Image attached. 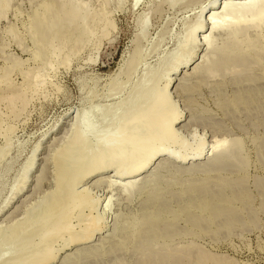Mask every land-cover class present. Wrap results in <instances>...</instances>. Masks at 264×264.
<instances>
[{"label":"rangeland","instance_id":"1","mask_svg":"<svg viewBox=\"0 0 264 264\" xmlns=\"http://www.w3.org/2000/svg\"><path fill=\"white\" fill-rule=\"evenodd\" d=\"M225 1L244 0H0L1 264H264V25L246 24L237 42L211 32ZM45 2L75 6L85 20H63L59 42L51 32L43 44ZM197 19L204 27L192 34ZM191 54V68L173 74L172 57ZM206 64L211 73L196 71ZM168 81L167 106L180 118L161 146L190 155L202 140L203 159L155 178L168 160L156 157L128 195L120 186L155 140L148 110ZM92 109L96 134L113 145L78 140ZM224 139L236 154L221 170L175 171L204 165Z\"/></svg>","mask_w":264,"mask_h":264},{"label":"bare ground","instance_id":"2","mask_svg":"<svg viewBox=\"0 0 264 264\" xmlns=\"http://www.w3.org/2000/svg\"><path fill=\"white\" fill-rule=\"evenodd\" d=\"M55 2V1H54ZM53 2V3H54ZM137 2H139V0H137ZM62 3V2H61ZM61 3H60V5H61ZM55 4V3H54ZM65 4V3H64ZM59 5V7H55V5L53 6V4L52 3H49L48 2V4H46V2H45V4H44V6L43 7H46L44 10V14H42L41 15V17H40V15H39V17H40V27L38 26V29L37 30H40V34L38 35V37H40V41L41 42H43V41H45L46 40V42L47 41H50V39H49V33H51L53 36H51V34H50V36L53 38V40L55 39V40H58V42H59V40H60V35H62V34H64V31H63V27H61L62 26V24L63 23H65V21H66V23H65V25L67 24V25H69V24H75L77 21H80V20H85V16L83 17L82 16V18L83 19H81L80 17H79V14H80V12L78 11V9L76 8L75 9V6H74V8L72 7H70L69 5H67V3H66V5H67V8H66V6H60ZM73 6V5H72ZM50 7H52V9L50 8ZM53 7H55V8H53ZM70 7V8H69ZM215 7V3L211 6V8L213 9ZM50 8V10H48ZM43 10V9H42ZM53 11V13H52V11ZM54 11L56 12V14H57V12H62L63 14V17H59V15H60V13H59V15H57L59 18H58V20L56 19L57 18V16H56V18H55V14H54ZM50 13H52L51 15H54V16H52L51 17V19H50V17H49V15H50ZM214 13V12H213ZM211 14L210 15V17H209V25H210V28H211V32H214V31H223V32H225L228 36H229V38L231 39V40H233V42H237L239 39L238 38H236L238 35H240L241 33L240 32H243L244 31V29H242L243 31H241V29L240 28H242V27H244L246 24H253L254 26L256 25H259V24H263L264 25V0H244V1H242V2H239V3H233V2H231V1H225V3L223 4V6H222V10L220 11V13L218 14L217 12V15L214 13V14ZM40 14H41V12H40ZM43 19H45V20H43ZM60 19V20H59ZM80 19V20H79ZM56 20H57V22H56ZM62 20V21H61ZM63 20H65V21H63ZM48 21V22H47ZM59 21V22H58ZM61 22H63L62 24H61ZM81 23H82V21H81ZM61 26H60V25ZM84 25H85V23H83ZM59 25V26H58ZM80 25V24H79ZM77 26H78V23H77ZM58 27H60V28H62V29H57ZM65 27V26H64ZM69 27L71 28V26L69 25ZM79 27V26H78ZM80 27H82V25L80 26ZM79 27V28H80ZM84 27V26H83ZM203 27H204V25H203V23L201 22V20L200 19H197V21H196V23H195V25H194V27H193V29H192V34H194L196 31H198V30H202L203 29ZM246 27V26H245ZM67 28V27H66ZM69 28V29H70ZM57 30V31H56ZM60 30L63 32V33H61L60 34ZM64 30H66V29H64ZM80 30V29H79ZM81 30H83V29H81ZM80 30V31H81ZM86 31V30H85ZM83 32V31H82ZM78 33H79V31H78ZM260 33V32H259ZM60 34V35H59ZM66 34V33H65ZM243 34V33H242ZM79 35H80V33H79ZM63 36V35H62ZM67 36V35H66ZM66 36H64V37H66ZM74 36V35H73ZM205 37H204V40H205V42L207 43V45H208V47H211L212 46V40H211V36L210 35H204ZM64 37H63V39H64ZM77 37H78V35H77ZM51 38V39H52ZM49 39V40H48ZM238 39V40H237ZM255 39V38H254ZM253 39V40H254ZM52 40V41H53ZM250 40V39H249ZM253 40L249 43V41H247L248 42V44H251V43H253ZM230 41V40H229ZM257 41V40H256ZM228 42V41H227ZM240 42V41H239ZM239 42L236 44V46H234L235 45V43H234V45H233V43L231 42L230 44H231V46H232V50H234V48L233 47H235L236 49L238 48L237 46L239 45ZM242 42V41H241ZM255 43V42H254ZM253 43V44H254ZM258 43V42H257ZM43 44H44V42H43ZM48 44H49V42H48ZM51 44V43H50ZM50 44H49V46H50ZM241 45L242 44H244V43H240ZM252 44V46H255V45H253ZM260 44V43H259ZM46 45H47V43H45V47H46ZM228 45V44H227ZM258 45V44H257ZM231 46H230V48H231ZM249 46V45H248ZM248 46H247V48H248ZM228 47H229V45H228ZM251 47V46H250ZM256 48H257V46H255ZM53 48V47H52ZM226 48V47H225ZM253 48V47H252ZM252 48L250 49L249 48V50L251 51L252 50ZM44 49V48H43ZM227 49V48H226ZM245 49V48H244ZM53 51H54V49H52ZM217 50H218V48H217ZM224 49L222 48V51H223ZM240 50V49H239ZM44 52H45V50H43ZM245 52V51H244ZM252 52H253V50H252ZM216 53V52H215ZM218 53V52H217ZM237 54V53H236ZM236 54H235V56H236ZM241 54V53H240ZM230 55V54H229ZM231 55H232V53H231ZM247 54H245V56H246ZM242 57H244L243 56V54L241 55ZM176 56H173L172 58V60H174L175 61V65L172 67V71H173V74H176L178 71H179V69H181V71L182 70H184V69H186V68H188L189 67V69L191 68V66L194 64V62L192 61L193 60V55L191 54L189 57H187V59H185L183 62H181V63H178L179 61L177 60V58H175ZM233 57V56H232ZM237 58H238V56H237ZM232 59V58H231ZM235 59V58H234ZM246 60V59H245ZM173 61V62H174ZM178 61V62H177ZM211 61H212V59H211ZM214 61V60H213ZM247 62V61H246ZM213 63V62H212ZM239 64V63H238ZM172 65H173V63H172ZM199 65V64H198ZM204 65V64H203ZM241 65V64H240ZM197 66H195V68H196ZM199 68L201 67V65L200 66H198ZM197 67V69H196V71H204V73H205V71H207L208 73L211 71V67H213L212 66V64H206L204 67L202 66V68H198ZM214 68V67H213ZM194 69V68H193ZM120 70H122V68H120ZM195 70V69H194ZM210 70V71H209ZM198 71V72H199ZM213 71V70H212ZM194 73L195 74H193V75H198V74H196V72L194 71ZM211 73V72H210ZM201 74V73H200ZM171 80V79H170ZM169 80V81H170ZM167 82V85H166V87L163 89V91H162V93L161 94H159L158 96H157V98H155V100L153 101V106L148 110V111H150L151 109H153V110H155L154 112H153V110H152V116L149 114V116H151V120H153V121H155V123H153V121H152V123L154 124V126H153V128L155 129V132H154V138L153 139H155L154 140V142H156V144L153 142V144H151V146H149L148 144V154L146 155V157L139 163V164H137L136 166H134L133 168H132V170L128 173V174H126L127 175V177H125L126 178V180H125V182L120 186L121 187V190L124 192V193H127L128 195L133 191V190H136L138 187H139V185L140 184H143V183H141L139 180H138V176H140L141 174H143L148 168H149V166L151 165V163L153 162V160L156 158V157H166V158H168V160H171L172 162H169L168 160L167 161H162L161 163H160V165H158V169L154 172V174H153V176L152 177H155V176H158V174H159V172L160 171H162V170H164V169H167V170H169V167H170V165L171 164H173L174 165V163H179V164H185L187 161H193L194 163L196 162V161H198V160H201V159H203V151H204V149H203V147L205 146V143L202 141V140H200L199 141V143H198V145H197V149L192 153V154H190V155H188V154H180V153H177V152H175V151H171V150H168V149H164V148H162V146L161 145H163V142H166V139L167 138H171V136L173 137V135H174V131H173V127H174V125L175 124H177L178 123V121H179V115L178 114H176L175 113V111L173 110V107H171V108H169L168 106H167V104H169L168 102H166V101H168L167 99V97H166V94H167V92H166V90H167V88H168V86H169V83L170 82ZM145 88H148V87H145ZM149 89V88H148ZM148 97V96H147ZM226 104V103H225ZM233 104V103H232ZM163 107H167V108H163ZM170 110H169V109ZM160 109V110H159ZM161 109H163V110H161ZM165 109H168L169 111H167L168 112V114L166 113V115H164L165 113L164 112H166L165 111ZM91 109H89V111H90ZM157 110V111H156ZM88 111V112H89ZM95 111V110H94ZM93 111V109H92V111L91 112H89V114H88V112H87V114H86V112H84V114H86V115H84V116H87V117H85L84 119H82V123H81V126L79 127V131H80V134H79V136H78V140H82V141H85L84 139H88L89 137H93L94 139H95V141L96 142H98V143H100L101 144V146H103V147H109L110 145H111V143H112V140H113V136H111L108 132H106V134L105 135H103V136H98L97 134H96V132H95V127H96V123H95V121L93 120L94 119V115H96L95 114V112ZM155 112H157V114H155ZM91 113V114H90ZM148 113H150V112H147L146 114H144L145 115V117L146 116H148ZM107 114V113H106ZM144 115L143 116H141V118H142V120H143V117H144ZM158 115V116H157ZM153 116L155 117V118H153ZM163 116H165L164 118H163ZM104 117V116H103ZM156 117H159V120L160 119H162V124H161V126H159V124H156V122H157V119H156ZM140 117H138V118H136L133 122L135 123L136 121L138 122V121H140L141 120V118L139 119ZM145 119V118H144ZM101 121H104L103 120V118H101ZM101 121H99L100 123H101ZM161 121V120H160ZM164 121V122H163ZM158 123V122H157ZM159 126V127H158ZM151 127H152V125H151ZM158 127V128H157ZM108 134H109V136H108ZM175 136V135H174ZM153 137V136H152ZM91 138H89V139H91ZM88 139V140H89ZM87 141V140H86ZM90 141V140H89ZM227 141V140H226ZM225 141V139H224V141L222 140H218V141H216V144L214 145V146H212V154H211V157H209L207 160V162L204 164V165H202V164H192L190 167H188V168H179V167H177V168H174L175 169V171L176 172H180V173H195V172H200V171H210V170H212V169H216V170H221L222 169V167L224 168L225 166H221L222 164L224 165L225 163L224 162H227V161H229L230 160V158H232L236 153L234 152V149H236V147H234L233 149H232V147H233V145L231 146V145H229V142H228V144H227V142ZM264 141V140H263ZM235 142H237V141H235ZM97 143V144H98ZM116 143L117 144H119L120 142H118V141H116ZM232 143V142H231ZM234 143V142H233ZM239 143V142H238ZM237 143V144H238ZM158 144V145H157ZM95 145V144H94ZM112 145H113V143H112ZM115 145V144H114ZM122 144H120V146H121ZM145 145V144H144ZM153 145V146H152ZM156 145V146H155ZM228 145V146H227ZM236 145V144H235ZM234 145V146H235ZM119 146V145H118ZM181 147H182V145H180ZM241 146V145H240ZM237 149H238V146H237ZM147 150V149H146ZM235 153V154H234ZM234 154V155H233ZM100 161H101V158L99 159ZM230 162V161H229ZM233 162V161H232ZM98 163H99V161H98ZM171 163V164H170ZM245 164V163H244ZM218 165H220V168H218L219 166ZM226 165V164H225ZM236 165V164H235ZM237 166V165H236ZM239 166V165H238ZM174 167H175V165H174ZM171 168H173L172 166H171ZM167 170H165L166 172H168ZM163 172V171H162ZM240 172V171H239ZM201 173V172H200ZM229 173V172H228ZM117 175L118 176H120L121 178H123L125 175L124 174H121V173H117ZM191 175V174H190ZM199 175V174H198ZM156 178V177H155ZM218 178V177H217ZM158 179V181H159V178H157ZM156 179V180H157ZM152 180H149V182H147L143 187L146 189L147 187H149L148 185H149V183L151 182ZM227 181V180H226ZM220 184V183H219ZM229 184V183H228ZM115 184H111V186H114ZM147 190V189H146ZM14 195V194H13ZM84 195V194H83ZM210 197V196H209ZM79 198V197H78ZM80 198H84V199H82V201L84 200L85 201V199H86V201L88 200V198L90 199V197H89V195L88 194H85L84 196H82L81 197V195H80ZM205 198V197H204ZM195 199H199L198 197L197 198H195ZM226 199V198H225ZM81 200V199H80ZM91 200V199H90ZM90 200H88V201H90ZM193 200V199H192ZM202 200V199H201ZM201 200H199L201 203L203 202V201H201ZM205 200V199H204ZM212 200V199H211ZM10 201V200H9ZM82 201H80L81 203H82ZM87 201V202H88ZM196 200H194V202H195ZM213 201V200H212ZM242 201V200H241ZM86 202V203H87ZM188 202H190V205L191 204H193L194 202H191V200L190 201H188ZM206 202V200L204 201V203ZM156 203H158L157 201H156ZM208 203H209V201H208ZM212 203V202H211ZM83 204H85V202L83 203ZM82 205V204H81ZM159 205H161V204H159ZM179 205V204H178ZM189 205V206H190ZM196 204H194V206H195ZM217 205V204H216ZM155 206V205H154ZM158 205H156L155 207H157ZM182 206V205H181ZM193 206V205H192ZM193 206V207H194ZM199 206H200V204H199ZM202 206V205H201ZM154 207V208H155ZM158 207H160V206H158ZM183 207V206H182ZM186 207H188V205L186 206ZM197 207V206H196ZM196 207H194V208H196ZM207 207V206H206ZM167 208V207H166ZM201 207H199V209H200ZM157 209H159V208H157ZM162 209V208H161ZM182 209V208H181ZM198 209V208H197ZM203 209V208H202ZM201 209V210H202ZM205 209V208H204ZM166 210V209H165ZM167 210H169L168 208H167ZM177 210V209H176ZM185 210V209H184ZM184 210H182V211H184ZM189 210V209H188ZM191 210V209H190ZM153 211V210H152ZM156 211V210H155ZM155 211H153V212H155ZM163 212H164V210H162ZM181 211V210H180ZM151 212V211H150ZM153 212H151V213H153ZM157 212H159V210L157 211ZM165 212H167V211H165ZM171 212V211H170ZM173 212H175L174 210H173ZM173 212H172V214H173ZM202 212H203V210H202ZM156 213V212H155ZM162 213V212H161ZM156 214H158V213H156ZM160 214V213H159ZM163 214V213H162ZM175 214V216H177L176 215V213H174ZM173 214V215H174ZM184 214V213H183ZM145 215H147V214H145ZM144 215V216H145ZM150 215V214H149ZM148 215V216H149ZM168 215V214H167ZM179 215V214H178ZM153 216H157V215H153V214H151L148 218H146V219H144V220H146V221H149L148 219H151ZM158 216H160V215H158ZM146 217V216H145ZM163 217V216H162ZM174 217V216H173ZM173 217H171V218H173ZM178 217V216H177ZM161 218V217H160ZM179 218V217H178ZM156 219V218H155ZM159 219V218H158ZM158 219H156L157 221H158ZM167 219V218H166ZM173 219H175V217L173 218ZM152 221L154 220V218L153 219H151ZM156 220H155V222H154V224H156ZM160 221L162 220V219H159ZM172 220V219H171ZM182 220V219H181ZM143 221V220H142ZM141 221V222H142ZM151 221V222H152ZM159 221V222H160ZM169 221V220H168ZM136 222V221H135ZM134 222V223H135ZM159 222L157 223V224H159ZM163 222V221H162ZM165 222H167V221H165ZM173 222V221H172ZM142 223H144V225H145V223L146 222H142ZM148 223V222H147ZM161 223V222H160ZM168 223V222H167ZM177 223V222H176ZM58 224V223H57ZM138 224L140 225V223L138 222ZM171 224V223H170ZM147 225V224H146ZM150 225L151 224H149V227H150ZM153 225V224H152ZM151 225V226H152ZM169 225V224H168ZM173 225V224H172ZM55 226V225H54ZM54 226H53V228H54ZM57 226V225H56ZM55 226V227H56ZM65 226L66 225H64V228H65ZM68 226V225H67ZM134 226V225H133ZM148 226V225H147ZM154 226H156V225H154ZM63 227V226H62ZM69 227V226H68ZM139 227V226H138ZM153 227V226H152ZM51 228H52V226H51ZM67 228V227H66ZM134 228V227H133ZM132 228V229H133ZM154 228V227H153ZM135 229H136V227H135ZM152 229V228H151ZM155 229H156V227H155ZM155 229H154V231H155ZM49 230V229H48ZM157 230V229H156ZM1 231V230H0ZM15 231H16V229H15ZM14 231V232H15ZM132 231V230H131ZM153 231V232H154ZM151 232V231H150ZM4 234L6 233L5 231L3 232ZM2 233V234H3ZM12 233V232H11ZM1 234V233H0ZM3 234V235H4ZM157 234H160V233H157ZM6 235V234H5ZM9 235V234H8ZM7 236V235H6ZM10 236V235H9ZM170 237V236H169ZM87 239H89V237H86ZM152 238V237H151ZM155 238V237H154ZM160 238V237H159ZM8 239V238H7ZM6 239V240H7ZM166 239V238H165ZM81 240V239H80ZM79 241V240H78ZM148 241V240H147ZM153 241H154V239H153ZM156 241V240H155ZM81 242V241H80ZM157 242H158V240H157ZM158 244V243H157ZM160 244V243H159ZM1 251H3V248L1 247V249H0ZM4 250H6V249H4ZM7 251V250H6ZM8 253V252H7ZM5 251H4V253L3 252H0V259L4 256V257H6V254H7ZM9 254V253H8ZM9 256V255H8ZM3 257V258H4ZM1 264V263H0Z\"/></svg>","mask_w":264,"mask_h":264}]
</instances>
